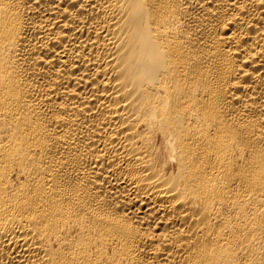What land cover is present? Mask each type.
Wrapping results in <instances>:
<instances>
[{
	"label": "bare ground",
	"instance_id": "bare-ground-1",
	"mask_svg": "<svg viewBox=\"0 0 264 264\" xmlns=\"http://www.w3.org/2000/svg\"><path fill=\"white\" fill-rule=\"evenodd\" d=\"M0 264H264V0H0Z\"/></svg>",
	"mask_w": 264,
	"mask_h": 264
}]
</instances>
